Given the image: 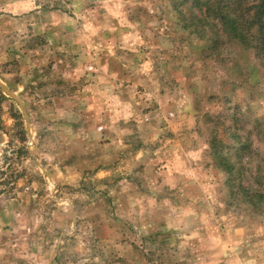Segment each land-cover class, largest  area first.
Segmentation results:
<instances>
[{
    "label": "rangeland",
    "instance_id": "1",
    "mask_svg": "<svg viewBox=\"0 0 264 264\" xmlns=\"http://www.w3.org/2000/svg\"><path fill=\"white\" fill-rule=\"evenodd\" d=\"M183 3L0 0V264H264V44Z\"/></svg>",
    "mask_w": 264,
    "mask_h": 264
},
{
    "label": "trees",
    "instance_id": "2",
    "mask_svg": "<svg viewBox=\"0 0 264 264\" xmlns=\"http://www.w3.org/2000/svg\"><path fill=\"white\" fill-rule=\"evenodd\" d=\"M183 2L189 9L190 14H192V22L195 20L198 21L197 27L209 26V22L213 21L229 32L231 40H237L248 47H251L253 43H257L263 47L264 0H253L252 2L246 0H183ZM193 8H197L200 12L204 10L203 8H206L205 18L198 19L194 16L192 11ZM9 101L11 100L6 97L0 88V105H2L3 102ZM20 117H22L20 114L15 115L14 113L13 115V119L18 120L13 130L17 131V135L19 136L18 142L22 144V146L15 149L14 152L30 155L28 147L24 145L27 140V132L19 121ZM14 142L15 140L12 137L8 147L12 146ZM7 173H9V168L7 171L0 170V174L2 175ZM17 174L13 171L9 174L10 178L3 181L2 185L5 187L0 191V194L8 195L11 190H13L15 184L21 177V175L18 176Z\"/></svg>",
    "mask_w": 264,
    "mask_h": 264
}]
</instances>
